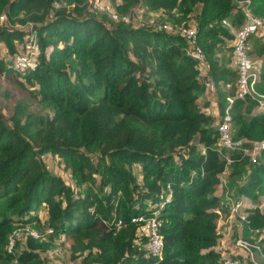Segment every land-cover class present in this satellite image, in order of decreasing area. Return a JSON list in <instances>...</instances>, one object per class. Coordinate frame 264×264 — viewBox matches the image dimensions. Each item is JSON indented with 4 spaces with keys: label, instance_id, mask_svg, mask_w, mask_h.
I'll list each match as a JSON object with an SVG mask.
<instances>
[{
    "label": "trees",
    "instance_id": "obj_1",
    "mask_svg": "<svg viewBox=\"0 0 264 264\" xmlns=\"http://www.w3.org/2000/svg\"><path fill=\"white\" fill-rule=\"evenodd\" d=\"M121 2L122 10L133 4L160 10L175 26L193 23L207 72L224 83L234 77L214 54L220 45L231 50L233 33L222 20L242 23L235 0ZM250 6L262 12L264 0H250ZM2 7L0 76L29 96L16 98L11 110L0 100V264H48L38 251L59 234L71 238L72 251L85 250L75 264H221L215 218L227 208L214 190L226 161L215 149V116L206 101H196L202 81L184 40L154 25L129 24L121 15L113 19L107 11L96 17L84 0H0ZM27 9L39 55L22 75L11 55L28 32L7 21ZM247 52L261 55L264 79V39L253 38ZM27 99L40 109L30 111ZM249 101L235 98L230 107L233 137L264 139V111L251 112ZM224 104V97L216 102L220 112ZM48 154L70 168L67 181L49 168ZM259 154L236 185V192L252 198L264 194V150ZM230 156L241 160L236 152ZM131 165L139 167L140 183ZM154 209L159 257L144 249V236L130 221ZM247 212L251 226L263 223L258 205ZM13 221L51 232L46 241L26 234L7 251Z\"/></svg>",
    "mask_w": 264,
    "mask_h": 264
},
{
    "label": "built area",
    "instance_id": "obj_2",
    "mask_svg": "<svg viewBox=\"0 0 264 264\" xmlns=\"http://www.w3.org/2000/svg\"><path fill=\"white\" fill-rule=\"evenodd\" d=\"M235 1L241 6V25L237 26L238 28L233 32L231 29L232 25H230L227 20H222V23L225 26L230 27L233 33L231 41V63L236 70L234 84L235 90L233 95L229 96V93L225 95L224 107L222 111L217 114L216 117L218 119L216 120L214 117L213 124L216 126L218 134L215 149L225 159L226 163L232 159L230 156L232 152L239 154V157L243 154H247L250 162L254 163L257 160L259 152L264 150V139L258 140L247 137H233L230 132V107L235 98L259 95L258 83L260 81L261 66L249 57L247 49L250 36L254 35L259 30L262 23L260 17L252 12L250 0ZM92 4L98 11L110 12L109 15L111 18L116 19L118 17L116 13L111 11L108 3H105L102 0H93ZM121 18L124 21H127L128 15H121ZM1 19H3V17ZM159 28L168 32H173L181 37L186 43L185 53L195 61L197 67L206 68L205 54L200 44L197 43V30L193 23L180 26L163 24L162 26H159ZM29 32L31 34L28 33L29 36H27L22 45L17 48V51L11 55V66L22 75L28 69L34 68L38 63L39 45L36 40V34L34 29H30ZM199 75L201 80H204L206 83V86L203 88V95L204 97L209 98V95L216 93V87L213 86V82L210 78H204V75L200 72ZM232 86L231 82L224 83V89L227 91ZM201 152H204V149H201ZM220 186L223 190L224 199L227 202V209L224 216L218 215L220 224L224 229L223 231H219L218 242L216 245L220 253L221 264H240V260L236 255L237 250L242 251L252 262L254 251L260 253V255L264 257L261 243L258 244L256 239H252L253 237H257L258 239H261L262 242V239H264V221L258 226L250 225L247 208L244 206L240 195L234 197L231 196L226 179L222 177V173ZM168 198L169 195H166L165 199L167 200ZM162 204L163 202L159 203V206L161 207ZM260 209L264 214V208L260 207ZM157 213L158 210L154 209L151 214H135L130 217V221L134 223L137 232L144 236V249L149 252L150 255L159 257L162 247V237L157 229L159 225ZM234 228H242L249 234V237H231V231ZM23 229L25 234L31 236L36 235V231L29 226H26ZM19 238H21V236H19ZM12 246H14L13 240L9 238L8 241H6L5 248L7 251H10L13 248Z\"/></svg>",
    "mask_w": 264,
    "mask_h": 264
},
{
    "label": "rangeland",
    "instance_id": "obj_3",
    "mask_svg": "<svg viewBox=\"0 0 264 264\" xmlns=\"http://www.w3.org/2000/svg\"><path fill=\"white\" fill-rule=\"evenodd\" d=\"M86 5H87V12L90 14L95 15L96 17H99L101 14H103L102 12L98 11L97 9H95L93 7L92 1L93 0H84ZM105 3H108L111 11H113L114 13H116L118 16L120 15H128V21L129 24H133V25H149V26H155L156 28L160 29L159 26H162L163 24H170L171 26H175L173 24V22H169L166 19V16L164 13H162L160 10H155V9H147L145 6L143 5H130L128 6L126 9L122 10L121 5V0H102ZM58 5V3H53L52 4V10H54L56 8V6ZM119 7V8H118ZM34 9V8H32ZM30 9V10H32ZM29 9L27 10H20L18 11L15 15H13L12 19L7 21V25L12 27V28H17V29H22V30H26L29 34H31L29 32V23L31 24V19H30V12ZM33 13L36 14H41L42 13V9H34L32 10ZM256 15H258L261 19V27L259 28V30L253 35L251 36V38L248 41V48H250V44L253 38H262L264 39V10L262 12H257ZM3 17V19H1ZM5 10L2 7L0 9V25L4 23L5 21ZM126 22V23H127ZM240 26V25H239ZM238 27H235L234 24H232V30L233 32L237 29ZM259 32V33H258ZM27 33V34H28ZM28 35H24L25 38L23 37L22 41H16L15 42V46L16 48L19 47L20 45H22V43L24 42V40L27 38ZM221 49V52L223 54H220V49H218L217 51H215L214 56L221 62L225 63L226 65H224L223 68H228L230 70H233L235 72L234 77H232V79H229L227 82H231L232 83V87H230L227 90L224 89V82H222V80L219 78H214L211 74H209L208 71V67L207 64L205 62L206 68L202 67L199 68L197 67L198 71L204 75L205 77H208L211 79V81L213 82V86L216 87L217 89V93L215 94H211L209 95V97L216 103L218 100H220V98L225 97L226 94L229 93V96L233 95L234 90H235V76H236V70L235 67L232 65L231 63V50L227 51L223 45H220L219 47ZM3 48L0 50L1 53H3ZM219 51V52H218ZM249 57L260 64V57L261 55H256L255 53H250L248 52ZM261 66V65H260ZM207 72V73H206ZM262 73V67H261V72H260V76ZM206 74V75H205ZM229 75H226V77H228ZM202 81V80H201ZM204 86H206L205 81H202V86H201V90H203ZM7 91L8 92V96L4 95V92ZM201 92V91H200ZM199 92V94L197 95L196 101L197 102H201V101H206V110L211 114L215 116V119L217 120L218 118L216 117L218 114V107L216 105H214L212 102L213 101H209L208 97H204L203 92L202 94ZM205 92V91H204ZM258 93L259 95L257 96H253V97H249V99L251 101H249L250 103L252 102V110L251 112H255V111H259V110H263L264 111V79L260 78V81L258 83ZM29 95L26 94V91L21 88L20 86L17 85V83L15 81H12L11 79H7L4 80V78L2 76H0V100L1 102L6 105L7 107H10V110L12 108V105L14 103V100L16 98H25L28 97ZM225 99V98H224ZM28 101V106H29V110L30 111H35L37 109H40V107L36 104L35 100H31V99H27ZM9 105V106H8ZM212 106V109H211ZM239 110H241V112H243L242 108H239ZM230 132L233 136V129L231 127L230 124ZM239 137H247V138H253V139H260L258 137H254V136H245V135H241ZM241 157V160L239 161H234V160H229L223 171H222V177L227 179L228 181H226L227 186L229 188V192L231 194V196H237L240 195L241 200L244 204V206L247 208L248 206H254V205H259L261 208H264V194L262 193H258V195L254 198L244 195V194H240L238 192H236V185L241 184L243 181L246 180L247 174L250 172V170L254 167L255 163H251L249 156L247 154H243ZM260 157V154L257 155V158ZM45 161L47 163V165L49 166V168H52L55 172H57L59 175L62 176L63 179H65L66 181L68 180V172L70 170V168L68 166H66L64 164V162H62L60 159L57 160L55 156H51V155H47L45 157ZM138 167V166H137ZM130 170L132 172L135 173L138 182L140 183V170L139 167L136 168L134 165L130 166ZM246 174V175H245ZM220 180H221V173L219 174V183L216 187V189L214 190L215 194H219L220 195V203L222 204L223 209L227 208V205L225 207V204L223 203L226 202L223 198V192L221 193V186H220ZM229 183V184H228ZM81 188H84V186H80ZM227 203V202H226ZM226 211V210H225ZM224 211V214H225ZM221 213H223V211H220ZM39 216L41 218V222H43L44 218H45V213L44 210L41 209L39 211ZM218 221V215L215 218V222ZM218 233L219 231H223V226L220 224V222H218ZM11 230L10 232L7 234L6 240L8 241L9 238H11L13 240V245H14V241L17 239H20V241L22 242V239L24 237L25 231L23 228H25L26 226H29L30 228H33L36 231V235H34L33 237H35L38 240H42V241H46V235L48 232H51L47 229L42 230L39 226H36L35 223H22L20 221H13L11 224ZM19 236H21V238H19ZM236 236H241V237H249V234L244 231L242 228L241 229H237L234 228L231 231V237H236ZM252 239H256V242L259 244L261 239H258L257 237H253ZM20 242V243H21ZM52 245H50L49 247H47L46 249L40 250L39 252V256L44 259L48 264H75L76 262H78V260L81 257V254H84V251H80L78 249L72 251V246L70 245L71 242V238L69 237H65L63 234H59V235H54L53 239H52ZM262 243V242H261ZM13 247V246H12ZM262 252L264 254V243H262ZM236 255L240 260V264H264V257L262 255H260V253L254 251L253 253V262L251 261V259L242 252L237 250L236 251ZM72 256H75L74 258H71Z\"/></svg>",
    "mask_w": 264,
    "mask_h": 264
},
{
    "label": "crops",
    "instance_id": "obj_4",
    "mask_svg": "<svg viewBox=\"0 0 264 264\" xmlns=\"http://www.w3.org/2000/svg\"><path fill=\"white\" fill-rule=\"evenodd\" d=\"M259 33V32H258ZM257 34V33H256ZM202 92H203V90H202ZM202 92H201V94H202ZM216 94V93H215ZM209 99V101H213L210 97L208 98ZM214 105H216V103L213 101L212 102ZM217 106V105H216ZM220 113V111H219V108H218V114ZM218 222H220V219L218 218V221L216 222V226H217V228H218V225H219V223Z\"/></svg>",
    "mask_w": 264,
    "mask_h": 264
}]
</instances>
